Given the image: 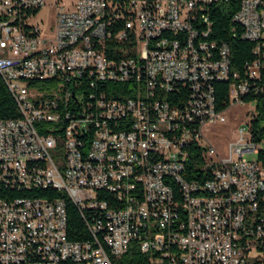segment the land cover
I'll list each match as a JSON object with an SVG mask.
<instances>
[{"label": "built area", "instance_id": "built-area-1", "mask_svg": "<svg viewBox=\"0 0 264 264\" xmlns=\"http://www.w3.org/2000/svg\"><path fill=\"white\" fill-rule=\"evenodd\" d=\"M225 6L253 43L241 73ZM0 78L19 113L0 120V264H117L132 244L149 264H264V0H0ZM243 104L224 155L203 129Z\"/></svg>", "mask_w": 264, "mask_h": 264}, {"label": "trees", "instance_id": "trees-1", "mask_svg": "<svg viewBox=\"0 0 264 264\" xmlns=\"http://www.w3.org/2000/svg\"><path fill=\"white\" fill-rule=\"evenodd\" d=\"M231 12L228 7H224L222 12H219V17L213 19L215 37L219 39L226 40L231 48L232 54V66L233 69L237 72H242L243 65L246 61L252 59V48L253 43L242 41L239 39H229L227 36V29L229 26V18ZM112 50H108L110 54ZM229 83L226 82H217L215 84V102L218 110H225L229 105L228 100V89ZM119 87V85H117ZM123 88V86H122ZM245 103H250L252 97L246 96L244 99ZM264 102L257 99L256 110L258 112V117L253 121V127L259 128V121L261 120V114L263 110ZM19 117V113L16 107V104L9 93L7 87L2 82L0 78V120H8ZM1 187V186H0ZM51 196H62L66 200V210H67V232L69 239L71 240H82L86 237L87 232L85 225L82 221L81 216L79 215L75 206L67 199L65 195L60 193L53 192ZM41 196L39 194H35ZM0 197H3V186L0 188ZM117 264H149L148 256L142 254L136 247L135 244H132L129 247L127 253L118 261Z\"/></svg>", "mask_w": 264, "mask_h": 264}, {"label": "rangeland", "instance_id": "rangeland-1", "mask_svg": "<svg viewBox=\"0 0 264 264\" xmlns=\"http://www.w3.org/2000/svg\"><path fill=\"white\" fill-rule=\"evenodd\" d=\"M54 8H42L36 21L42 20L44 24L51 21L55 13ZM254 111V104L233 105L225 112L226 121L206 126L203 134L217 150L226 155L230 143L240 137L241 128H245ZM246 135V132L245 134Z\"/></svg>", "mask_w": 264, "mask_h": 264}, {"label": "bare ground", "instance_id": "bare-ground-1", "mask_svg": "<svg viewBox=\"0 0 264 264\" xmlns=\"http://www.w3.org/2000/svg\"><path fill=\"white\" fill-rule=\"evenodd\" d=\"M0 186L2 187L3 185H0ZM1 187H0V188H1Z\"/></svg>", "mask_w": 264, "mask_h": 264}]
</instances>
